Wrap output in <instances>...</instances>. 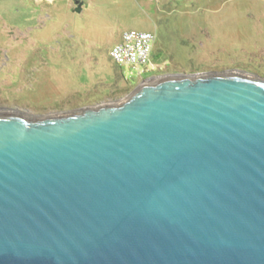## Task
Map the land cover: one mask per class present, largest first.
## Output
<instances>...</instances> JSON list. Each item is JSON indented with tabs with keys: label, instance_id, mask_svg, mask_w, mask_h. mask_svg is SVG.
<instances>
[{
	"label": "water",
	"instance_id": "1",
	"mask_svg": "<svg viewBox=\"0 0 264 264\" xmlns=\"http://www.w3.org/2000/svg\"><path fill=\"white\" fill-rule=\"evenodd\" d=\"M0 264H264V78L0 110Z\"/></svg>",
	"mask_w": 264,
	"mask_h": 264
},
{
	"label": "rangeland",
	"instance_id": "2",
	"mask_svg": "<svg viewBox=\"0 0 264 264\" xmlns=\"http://www.w3.org/2000/svg\"><path fill=\"white\" fill-rule=\"evenodd\" d=\"M129 30L155 35L149 65L113 59ZM223 71L264 78V0H0V110L70 111Z\"/></svg>",
	"mask_w": 264,
	"mask_h": 264
},
{
	"label": "built area",
	"instance_id": "3",
	"mask_svg": "<svg viewBox=\"0 0 264 264\" xmlns=\"http://www.w3.org/2000/svg\"><path fill=\"white\" fill-rule=\"evenodd\" d=\"M155 35L150 31L129 30L123 33L121 41L112 49L113 59L120 65L131 67L151 63Z\"/></svg>",
	"mask_w": 264,
	"mask_h": 264
},
{
	"label": "crops",
	"instance_id": "4",
	"mask_svg": "<svg viewBox=\"0 0 264 264\" xmlns=\"http://www.w3.org/2000/svg\"><path fill=\"white\" fill-rule=\"evenodd\" d=\"M83 6H82V10L84 9V2H82ZM157 57V54L155 53V51H153L152 54V62L154 61V58Z\"/></svg>",
	"mask_w": 264,
	"mask_h": 264
},
{
	"label": "trees",
	"instance_id": "5",
	"mask_svg": "<svg viewBox=\"0 0 264 264\" xmlns=\"http://www.w3.org/2000/svg\"><path fill=\"white\" fill-rule=\"evenodd\" d=\"M151 62H152V60H151Z\"/></svg>",
	"mask_w": 264,
	"mask_h": 264
}]
</instances>
